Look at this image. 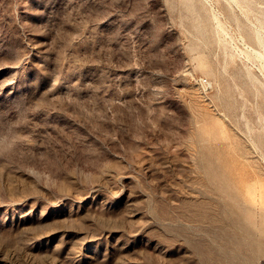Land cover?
Masks as SVG:
<instances>
[{
  "label": "rangeland",
  "instance_id": "1",
  "mask_svg": "<svg viewBox=\"0 0 264 264\" xmlns=\"http://www.w3.org/2000/svg\"><path fill=\"white\" fill-rule=\"evenodd\" d=\"M212 250L264 257V0H0V264Z\"/></svg>",
  "mask_w": 264,
  "mask_h": 264
},
{
  "label": "crops",
  "instance_id": "2",
  "mask_svg": "<svg viewBox=\"0 0 264 264\" xmlns=\"http://www.w3.org/2000/svg\"><path fill=\"white\" fill-rule=\"evenodd\" d=\"M249 218L253 219L254 218V215L250 216ZM226 252H228V250ZM230 252H232V251H230ZM233 252H234V250H233ZM260 252H261V249L260 248H256V250H253V253L256 254V255H259ZM218 253L219 254H223V252H221V250H219L218 252H214L213 250L210 251V254H211V257H210L211 258V260H210L211 261V264H218V263H220V262L223 261V259L221 257L217 256ZM204 254H206V252ZM259 264H264V257L261 258Z\"/></svg>",
  "mask_w": 264,
  "mask_h": 264
},
{
  "label": "bare ground",
  "instance_id": "3",
  "mask_svg": "<svg viewBox=\"0 0 264 264\" xmlns=\"http://www.w3.org/2000/svg\"><path fill=\"white\" fill-rule=\"evenodd\" d=\"M218 19V18H217Z\"/></svg>",
  "mask_w": 264,
  "mask_h": 264
}]
</instances>
